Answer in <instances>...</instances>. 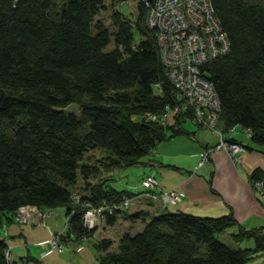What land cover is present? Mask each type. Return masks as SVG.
<instances>
[{
  "label": "trees",
  "instance_id": "16d2710c",
  "mask_svg": "<svg viewBox=\"0 0 264 264\" xmlns=\"http://www.w3.org/2000/svg\"><path fill=\"white\" fill-rule=\"evenodd\" d=\"M106 1L0 0V264H10L7 227L18 224L23 206L63 208L65 245L93 238L101 221L106 228L120 218L142 223L140 232L121 233L116 243L97 240L98 264H248L264 253V238L240 227L232 239L253 240V248L221 242L216 234L239 227L231 214L163 210L150 217L118 208L124 198L156 201L115 190V171L187 133L185 120L201 126L167 77L144 1L135 2V12L128 0ZM211 2L230 44L201 67L220 101L218 128L224 136L239 129L263 146L264 0ZM69 105L78 112H66ZM101 206L113 212L93 229L83 226V212Z\"/></svg>",
  "mask_w": 264,
  "mask_h": 264
},
{
  "label": "crops",
  "instance_id": "0c3cea01",
  "mask_svg": "<svg viewBox=\"0 0 264 264\" xmlns=\"http://www.w3.org/2000/svg\"><path fill=\"white\" fill-rule=\"evenodd\" d=\"M197 127L198 130L184 128L187 133L174 137H182L184 140H180L181 143L157 148L156 159L148 161L149 166L157 167L159 171L160 176L156 177L159 188L174 190L179 201L171 206L172 210H168V207L159 203L146 199L137 200L133 206L134 211H145L150 217L163 210L201 217L231 214L239 227L226 229L221 233L222 238L218 236V239L232 249L253 248V240L236 242L232 239V234L240 227L245 230L258 229L264 238V184L261 187L256 185L260 181L264 183V145H253L249 137L246 139L243 131L238 129L234 133L229 132L227 136L244 146H250L245 153L233 157L228 151L219 150L210 156L207 164L200 166L201 153L206 148L214 147L219 139L216 134H209ZM186 137L188 140H185ZM254 172L257 173L256 177H253ZM31 218L32 223L36 221L34 213H31ZM13 232L9 234L7 230V237L26 234L22 230ZM51 234H42L44 239L39 237L33 242L41 246L52 238ZM48 253L42 251L41 254L45 257ZM248 264H264V253H259Z\"/></svg>",
  "mask_w": 264,
  "mask_h": 264
},
{
  "label": "built area",
  "instance_id": "2783aa9c",
  "mask_svg": "<svg viewBox=\"0 0 264 264\" xmlns=\"http://www.w3.org/2000/svg\"><path fill=\"white\" fill-rule=\"evenodd\" d=\"M130 1L137 0H128V4ZM143 1L147 7V24L156 32L160 59L168 79L178 92L179 100L193 109L196 122L204 130L214 131L218 128L220 101L212 83L203 77L201 67L226 54L230 44L211 0ZM179 111L177 108L174 110L175 113ZM216 132H219V141L214 147L206 148L201 153L200 166L207 164L210 156L219 150L228 151L233 157L247 151L241 143L229 141L220 130ZM263 184L262 181L256 183L260 187ZM142 187L145 191L140 197L151 198L162 206L176 204L180 199L174 190L160 189L154 176H147L142 182ZM131 201L124 198L118 208H130ZM112 210L108 206L85 210L82 215L83 226L88 229L95 228L104 212L111 214ZM31 213L37 215L39 221L43 220L46 214L34 207L23 206L16 214L17 223L30 221ZM61 236L63 237L64 233L54 235L45 244L62 253L66 246L62 243Z\"/></svg>",
  "mask_w": 264,
  "mask_h": 264
},
{
  "label": "rangeland",
  "instance_id": "374dc122",
  "mask_svg": "<svg viewBox=\"0 0 264 264\" xmlns=\"http://www.w3.org/2000/svg\"><path fill=\"white\" fill-rule=\"evenodd\" d=\"M109 1V0H108ZM108 1L106 3L108 4ZM129 9L131 12H135V2L130 1ZM128 8L126 6L122 7V11L128 12ZM108 12H106L104 15H102L103 20L107 25L110 24L108 20ZM101 18V16L99 17ZM66 112L74 111L75 113L78 112V107L76 105H69L65 108ZM170 120V119H169ZM171 120L173 118L171 117ZM183 128L192 127L195 130H198V127L194 125L190 120H185L182 124ZM204 130L203 127H200ZM219 128H215L214 131H207L209 134H216L217 136L219 132ZM237 129L231 130V132H235ZM245 135V138L248 139L249 135L246 132H243ZM180 138V139H179ZM182 137H177L171 140H166L161 142L157 148H162L165 146H168V144H175L176 142L181 143L180 140ZM219 139V137H218ZM185 140H188L186 137ZM244 140V139H243ZM246 141V140H245ZM247 142V141H246ZM156 150L147 156H144L141 159V163L120 169L118 171H115L113 173V181L110 182L111 187H113L117 191H128L132 194L138 195L144 192V188L142 187V182L147 176H154L155 178L160 176L159 171L156 168H152L149 166L148 161L149 160H155L156 159ZM100 153L95 152V156L99 157ZM153 173V174H152ZM152 174V175H149ZM156 175V176H155ZM157 180V178H156ZM158 181V180H157ZM81 184L80 178L78 180V185ZM78 190V189H76ZM134 204H136V200L132 201V205L126 213H132L134 211ZM157 204V202H155ZM172 205H166L168 207V210L171 209ZM41 213H46L43 220L38 219V216L35 215L36 221L32 223V218L27 223L22 224H13L14 227L9 225L7 227L8 233L13 234V230H17V232H25L24 235H16V236H9L8 238V247L10 252L9 261L10 264H34L32 261L28 259V256L34 257L46 264H98L97 262V256L99 253L94 247V244L97 240H101L102 238H108L112 240L113 242H117V239L121 235V233L128 232L131 235H135L138 232H140L143 229V225L141 222L137 221L132 223V225H129L128 221H124V219L120 218V220L117 222L116 225L113 227L106 228L104 226V221H101L100 225L98 226V229L95 233V236L91 239H82L80 241H76L75 239L70 240L66 243V249L64 252L60 253L55 249H51L49 245L42 243L41 246L37 245L36 242H33L34 240L44 239L42 238V234H45V236H48L51 234V237H53L54 234L60 235L62 233L66 232V223H65V211L63 208H54L51 210H45V211H39ZM123 217V216H122ZM131 226V227H130ZM17 228V229H15ZM223 234V233H222ZM216 236H219L222 238L221 233L216 234ZM52 239V238H51ZM50 239V240H51ZM224 243V242H223ZM116 245H113L112 249H115ZM42 251H48L49 253L45 255H42Z\"/></svg>",
  "mask_w": 264,
  "mask_h": 264
}]
</instances>
